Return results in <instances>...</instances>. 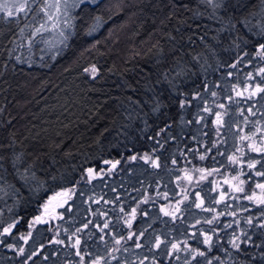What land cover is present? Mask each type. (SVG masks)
<instances>
[{
  "label": "trees",
  "instance_id": "1",
  "mask_svg": "<svg viewBox=\"0 0 264 264\" xmlns=\"http://www.w3.org/2000/svg\"><path fill=\"white\" fill-rule=\"evenodd\" d=\"M246 2L220 20L202 0H97L91 35L78 7L54 46L34 34L38 5L0 14V186L19 189L0 192V264H264V204L247 198L264 153L240 140H264V93H243L264 86V37L236 22L259 10ZM16 157L35 174L27 185Z\"/></svg>",
  "mask_w": 264,
  "mask_h": 264
},
{
  "label": "snow or ice",
  "instance_id": "2",
  "mask_svg": "<svg viewBox=\"0 0 264 264\" xmlns=\"http://www.w3.org/2000/svg\"><path fill=\"white\" fill-rule=\"evenodd\" d=\"M202 2L207 3L208 5L211 6L212 8V16L213 18H217L220 20H223V17H220L217 15V10H223L226 14L229 12L232 13H240L241 9H245L250 7V4L246 2V0H202ZM97 4V0H44L43 3V7H41L39 9V11L44 12L45 16L48 17V20L53 21V27H55L57 24H59L61 22L60 20V16L64 17V21L65 24H67V21L71 19V17L69 16V10L70 9H75L80 7L81 8V12L83 13V19H84V25L85 28L87 29V32L85 33L86 35H91V33L95 30L97 24L100 21V17L99 16H92V12L89 10V5H96ZM83 6V7H81ZM32 9L29 7V0H0V13H3L4 15H6L9 18H13L15 16H17L19 13H24L25 15H27L28 11H31ZM50 10H54V11H50ZM259 16L261 21H264V0H260V7L259 10L256 12H249L247 16L244 17V19L241 21L239 19V17H235L236 22L238 23H242L244 27L248 28L249 31H251L253 28H256V35L262 36L264 37V23H258V24H252L251 19H249V17H256ZM88 19H94L96 23H93L92 25H89L87 23ZM233 21V17L230 16L229 18V23L232 24V27L235 28V23L232 22ZM41 29H45L46 30V24H41L40 28L36 29L37 33H40ZM60 35L62 37H64L65 39L70 38L71 33H68L67 36L65 35L64 31L61 30L60 31ZM238 46V45H237ZM257 56L260 59H264V43H260L258 44V51H257ZM233 67H235V65H232ZM91 71L93 73H95L96 69L92 68ZM179 71H183V69H180ZM179 71L177 72V74L179 75ZM259 75L261 76L262 79H264V68H260L259 70ZM165 78L167 79V76H165ZM250 79L252 77H249ZM245 91H248L247 89H245ZM264 93V86H261L259 84H257L255 86L254 89H252L251 91L248 92V99H251L255 96H257L258 94ZM213 96L216 95L215 92L212 93ZM238 96L243 95L240 92H237ZM261 99H264V96L261 97ZM181 106L183 107V104H181ZM220 108H224L225 105L220 104L218 105ZM205 111H210L209 109H205ZM252 115H255V113H251ZM224 113H220L217 112L215 113V117H216V124L218 126V131L220 127H223L224 125V119H223ZM245 122H247V117H245ZM256 132H260V129L258 128L256 130ZM256 135V133H253L251 136H241L240 140H248V141H252L251 143L247 144V148L252 151V152H256V153H264V140H261L259 142V144H257L254 140V136ZM239 151L243 152V149H238ZM135 157H133L134 159ZM147 159V158H146ZM201 159H204V157L202 156ZM228 159L233 163H239V159L235 156H229ZM3 161H4V157L0 156V170H3ZM22 163L20 157H16L13 162H12V168L14 170V173L17 174L19 176V178L24 182L25 185L29 184L32 180L35 179V174L34 173H30L29 168L25 167L24 171L21 172L18 164ZM261 163V161L259 160H255L252 161L250 160L248 162V168L252 169L255 168L257 164ZM154 166H156L155 162H154ZM203 171V170H201ZM209 175H211V173H208ZM243 174V173H242ZM93 173L91 170H89V176H92ZM256 176H264V165H262L261 170L256 171L255 173ZM233 179H236L239 181V184L242 185L244 183L243 180H239V176L234 177ZM0 180H3V175H2V171H0ZM257 188L261 189V195L259 197H255V194H253V196H249L247 197L248 199H257L258 202L260 204H264V183H258L256 185ZM7 189L10 190L6 191V189L3 186H0V192H3L4 194H12L15 195L19 192V189L16 188L15 185L13 184H8L7 185ZM235 191L238 192H242L244 191V189L240 186H236ZM67 195V194H65ZM197 207H200V204L196 205ZM47 205H45V208L47 209ZM161 211H164V214L167 215H172L173 218H175V213H169L168 211H165L164 209H161ZM177 211H179V208H177ZM136 216V209H132L131 212V218L134 219ZM41 218H37L34 223H40ZM209 223H211V221H208ZM128 227H131V220L126 221ZM249 223H251V221H249ZM108 225L105 224L104 227H107ZM11 227V226H10ZM85 227H87V225H85ZM264 227V226H262ZM6 231H8L6 229ZM132 236H129V239H131ZM237 239L238 238H234L231 241L232 247L239 250V244L237 243ZM56 243H62V241H56ZM120 241L116 240V244H119ZM162 243V241L159 240V238H157L156 244L155 246L157 248L160 247V244ZM204 243L209 247V250H211L212 247V237L211 236H205L204 238ZM80 245V240L76 239L75 243L73 244V247H78ZM137 247H140L139 244H137ZM172 248L176 251H179V247L177 244H173ZM119 249H114V251H118ZM20 252L23 253V249H20ZM79 254V253H77ZM200 256H204L205 253L204 252H198L197 253ZM115 258V257H113ZM81 260H83V257H81ZM94 264H99L98 261L94 262ZM141 264H143V261H141ZM208 264H211V261L208 262Z\"/></svg>",
  "mask_w": 264,
  "mask_h": 264
},
{
  "label": "rangeland",
  "instance_id": "3",
  "mask_svg": "<svg viewBox=\"0 0 264 264\" xmlns=\"http://www.w3.org/2000/svg\"><path fill=\"white\" fill-rule=\"evenodd\" d=\"M53 2H54V0H53ZM43 3H44V0H29V7L31 8L35 4V5H38L39 8H41V7H43ZM71 10L72 9L69 10V16L70 17H71ZM50 11H54V10H50ZM39 12H40L41 16H40V19L38 20V23L37 24L40 23L39 26H38V28H40L41 24H46V30L45 29H41V31H40V33L45 36L46 44L53 45V46H54V44L58 45L64 39V37H62L60 35V31L63 30L64 33H65V35H66L68 29L70 28V26L72 24L71 23L72 22V19L68 20L67 21V24H65L64 17L63 16H60L61 22L59 24H57L55 27H53L52 26L53 25V21L48 20V17L45 16L44 12H41V11H39ZM0 14H3V13H0ZM34 34H39V33H37L35 31ZM92 68H94V67H90L89 69L86 70V72L88 74H90L91 77H95L96 74H97V71H95V73H93L91 71ZM247 90L248 91H244L243 92L245 95H248V92L251 91L250 89H247ZM65 193H66L65 191H61V192L57 193L54 196L55 197V201L57 200V197L63 196V195H65ZM260 195H261V189H259V193L255 197H259ZM254 200L258 201L255 198H254Z\"/></svg>",
  "mask_w": 264,
  "mask_h": 264
},
{
  "label": "water",
  "instance_id": "4",
  "mask_svg": "<svg viewBox=\"0 0 264 264\" xmlns=\"http://www.w3.org/2000/svg\"><path fill=\"white\" fill-rule=\"evenodd\" d=\"M54 202H55V200H54Z\"/></svg>",
  "mask_w": 264,
  "mask_h": 264
}]
</instances>
